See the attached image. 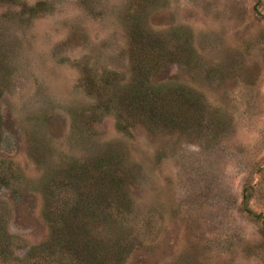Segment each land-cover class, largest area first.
<instances>
[{
  "label": "rangeland",
  "instance_id": "1",
  "mask_svg": "<svg viewBox=\"0 0 264 264\" xmlns=\"http://www.w3.org/2000/svg\"><path fill=\"white\" fill-rule=\"evenodd\" d=\"M0 264H264V0H0Z\"/></svg>",
  "mask_w": 264,
  "mask_h": 264
}]
</instances>
